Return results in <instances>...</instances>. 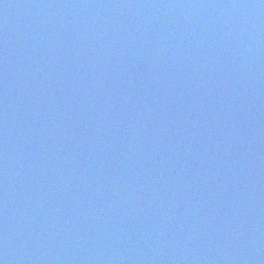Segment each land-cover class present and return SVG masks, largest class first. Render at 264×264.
<instances>
[{
	"label": "water",
	"instance_id": "1",
	"mask_svg": "<svg viewBox=\"0 0 264 264\" xmlns=\"http://www.w3.org/2000/svg\"><path fill=\"white\" fill-rule=\"evenodd\" d=\"M179 145L233 264H264V0H80Z\"/></svg>",
	"mask_w": 264,
	"mask_h": 264
}]
</instances>
